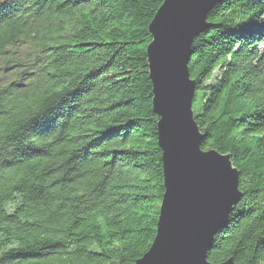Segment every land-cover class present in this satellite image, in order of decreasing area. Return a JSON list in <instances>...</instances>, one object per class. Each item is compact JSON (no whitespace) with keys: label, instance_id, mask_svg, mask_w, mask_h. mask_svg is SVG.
<instances>
[{"label":"trees","instance_id":"obj_1","mask_svg":"<svg viewBox=\"0 0 264 264\" xmlns=\"http://www.w3.org/2000/svg\"><path fill=\"white\" fill-rule=\"evenodd\" d=\"M162 0H0V264H133L163 172L146 46ZM190 45L200 148L239 202L206 253L264 264V0H224Z\"/></svg>","mask_w":264,"mask_h":264},{"label":"water","instance_id":"obj_2","mask_svg":"<svg viewBox=\"0 0 264 264\" xmlns=\"http://www.w3.org/2000/svg\"><path fill=\"white\" fill-rule=\"evenodd\" d=\"M224 0H162L148 24L146 46L163 187L155 235L133 264H211L206 253L239 202V172L230 154L202 150L188 62L207 13ZM218 264H234L232 258Z\"/></svg>","mask_w":264,"mask_h":264}]
</instances>
